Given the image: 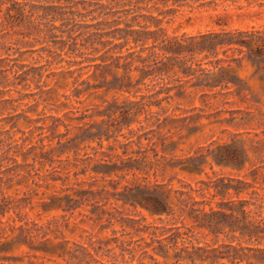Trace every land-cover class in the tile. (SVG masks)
Returning <instances> with one entry per match:
<instances>
[{
    "label": "rangeland",
    "instance_id": "rangeland-1",
    "mask_svg": "<svg viewBox=\"0 0 264 264\" xmlns=\"http://www.w3.org/2000/svg\"><path fill=\"white\" fill-rule=\"evenodd\" d=\"M5 1L0 3V152L26 139V146L34 144L28 149V162L34 166L28 168L32 173L39 168L41 174L50 176L53 172L48 159L44 164L32 159V155L43 159L39 155L41 135L48 134L53 139L52 147H45L52 152L46 155L53 157L54 165L60 167L75 158L94 155L93 147L103 149L118 158L119 163L142 169L120 171L106 179L94 172L81 174L78 178L87 180L85 188L89 182L93 188L105 186L110 190L114 186L123 189L124 184L165 182L178 189L189 182L197 189V197L210 200L212 206L230 199H247L246 220L264 230V65L257 69L244 59L241 66L234 68L239 77L236 84L218 82L220 69L215 66L217 60L213 55H195L191 59L190 55L168 58L162 54L161 74H150L144 83L130 90H98L90 95L85 92L79 102L72 93L76 78L80 73L79 79L91 74L96 69L92 63L100 61L101 53L93 47L99 44L86 42L85 38L95 29H110L108 23L102 22L111 16L100 14L99 11L106 10L100 3L89 1L18 0L20 4L11 1L14 10L10 12L8 7L13 4ZM54 2L60 3L59 9L66 12L62 20H49L54 12L48 5ZM100 2L108 3L109 10H117L115 17L137 26L131 20L135 11L131 9L126 14L122 1ZM149 10L155 15L162 11V27L167 34L179 37L207 30L264 28V0L191 1L183 5L169 1ZM51 23L57 27L49 32V27L54 26ZM66 31L73 32V39L66 37ZM64 39L69 50L62 51L58 45ZM148 52L145 50L143 55ZM219 56L225 54L220 52ZM147 61L153 67L159 65L153 63L155 60ZM134 65L142 63L135 61ZM187 67L192 74L185 72ZM139 74L137 69L132 71L133 82ZM107 77L111 78V73ZM89 81L97 80L89 77ZM137 88L140 91L135 92ZM113 101L118 112L111 137L102 138V147L97 139L90 144L79 140L69 142L66 151L60 152L59 139L66 141L79 134L77 124L96 130L97 123L106 117L103 109ZM57 117L69 123V130L59 124ZM126 122L130 125L126 126ZM48 138L44 141L48 142ZM18 158L22 161V157ZM11 163L0 162V171ZM75 181L71 170L65 184L57 181L56 188L44 185L31 196L23 193L28 188L23 184L12 185L6 191L12 196V204L24 197L29 209L27 217L40 224L49 222L46 236L50 242L62 245H57L58 255L21 244L0 251V264H264V231L250 239H235L232 232L214 235L192 227L187 218L181 220L178 210L169 215H154L140 204H123L113 196L107 199L105 193L99 201L90 197L68 210L42 209L40 200L46 197L43 191L66 187ZM223 184L244 190L235 193L230 188L223 195L213 196L216 185ZM134 198L142 200L141 196ZM233 207L238 213L239 206L235 203ZM10 214L16 215L13 210L6 215ZM29 225L33 229L38 227ZM45 238L41 233L33 235L34 244ZM230 241L238 246L241 260L228 257L234 251L226 245Z\"/></svg>",
    "mask_w": 264,
    "mask_h": 264
},
{
    "label": "trees",
    "instance_id": "trees-1",
    "mask_svg": "<svg viewBox=\"0 0 264 264\" xmlns=\"http://www.w3.org/2000/svg\"><path fill=\"white\" fill-rule=\"evenodd\" d=\"M11 1L20 4L18 0H6L5 3ZM57 1L59 2L60 0ZM67 1H89L91 4L100 3V6L106 10L99 11L100 14L111 16V19L102 22L108 23L110 29H95L94 31L88 32V37H86L87 39L85 38L86 42L94 41L99 44L93 47L94 50L101 53L99 55L100 61L92 63L95 65L96 69L83 79H79L82 73L76 78L75 83H77V85L73 87L72 93L77 97V101L79 102L82 100L80 99L81 94L85 92L90 95L92 92L98 90H102V93H106L111 89H115L116 91L130 90L144 83L145 78L150 74L154 72L161 74L160 71H162V68L160 65H162V58L159 56L162 57V54L168 58L177 57L179 55H190L191 59L195 55H201L207 58L213 55L217 60L215 66H218L220 69L221 79H219L218 82H224L225 80L226 82L236 83L239 77L236 75L234 68L241 66L244 59L257 69L264 65V28L207 30L194 35L183 34V36L179 37L167 34L165 28L162 27V11H159L158 15H155L149 10L153 6L155 9H158L159 3L166 4L169 1L177 5H183L191 1L203 3L214 0H116L117 2H123L126 14L131 9L135 11L131 20L136 21L137 26L127 20L123 21V18L115 17L114 15L117 10L107 9L108 3L100 2V0ZM3 2L4 0H0V3ZM58 2L48 5V8L52 9L54 12L50 13L51 18L49 20L56 21L64 18L66 12L59 9L62 5ZM12 9L14 10V4L8 7L9 12L12 11ZM143 9L147 10V12L139 11ZM46 11L45 17L48 13ZM70 12L73 14L74 10L72 9ZM139 17H141L143 23L140 21ZM122 22H124V26L121 25ZM51 24L54 26L49 27V32L57 27L55 24ZM66 34L67 38L73 39L74 35L72 31H66ZM65 42L64 39V42L58 45L59 50H69V45H66L67 43ZM145 50L149 52L143 55ZM229 51H231L232 54L229 55ZM220 52L224 53L225 57L219 56ZM134 53L138 54L134 56ZM158 58L159 60H157ZM149 59L155 60L153 63L156 62L159 65L156 67L151 66L147 63ZM135 61L142 63V65H134ZM225 61L227 63L223 64ZM184 62L185 61L182 63L184 64ZM234 62L236 65L233 64ZM119 69L122 71L119 72ZM136 69L140 71V74L136 82H133L132 71ZM96 70H98L100 74H97ZM185 72L189 74L193 73L190 67H187ZM108 73H111V78L107 77ZM89 77H95L97 81L95 83H90ZM79 84H85V86L80 87ZM209 85L214 86L211 84ZM138 91H140V89L137 88L135 92ZM117 112V103L113 101L103 109L102 114L107 118L104 117L97 123L96 130H93L91 126L85 127L77 124L76 127H78L79 134L70 137L66 141H62L61 139L57 141L60 152L66 151L69 142L79 140L90 144L97 139L99 140L98 143L100 147H102V138L105 136V139L109 140L111 137L110 131L114 126L113 120ZM57 119L60 120L59 124H63L66 129L69 130L67 127L69 123L67 121L62 120L60 117H57ZM128 123L129 122H126V126L130 125ZM58 125L55 124L54 126ZM54 126L53 128H56ZM45 137L48 138L49 135H41V151L39 153L43 159H39L35 157V155H32V159L34 162L38 160L42 164L49 161L53 172L50 176L41 174L39 168L35 173H32L31 169L28 168L30 165L34 166L33 163L28 162V158L31 154V151L28 149L34 146V144L26 146L24 143L26 139H23L21 143H14L12 147L3 148L2 152H0V162L6 160L12 162L8 164L5 169L0 171V251L2 252L12 250L21 244H26L34 250L60 255L57 245H62V242L55 244L50 242V238L46 236L49 222L47 224H40L35 219L27 217L29 209H26L27 205L25 204L27 201H25L24 197H19V199H16L15 203L12 204V196L7 194L6 191L12 185L23 184L28 187L23 193L30 194L31 196L34 190L44 185L46 188H56L57 181H62V183L65 184L66 180L69 179L71 170H73V174L76 178L74 184L66 187L61 186L59 189H53L51 191H43V194H46V197H42L43 199L40 200V206H42L43 210H68L78 206L80 200L89 199L90 197L99 201V198L103 197L102 193H105V198L107 199L113 196L114 199L121 200L123 204H140L154 215H169L178 210V215L181 220L187 218L192 227L205 229L214 235L232 232L235 239L245 236L250 239L251 236L257 235L260 231H264L260 229L259 225L250 224L249 221L246 220L244 206L248 203L247 199H230L228 201L218 202L216 206H212L210 200L205 201V199L197 197V189L189 182H185V184L178 189H172V187H169L165 182L154 183L153 185L139 182L133 186L124 184L123 189H116L114 186L113 190L105 186L93 188L92 183L89 182L88 188H85L84 184L87 180L79 179L78 177L81 174L87 175L88 173L94 172L96 174H101V177L106 179V176L117 174L120 171L130 169L141 170L142 168L138 165H131V163L121 164L118 162V158H114L111 153H107L106 150L97 149L95 147H93L94 155L89 154L86 158H75V161H69L60 167L59 165H54L53 162L55 159H53V157L46 155L52 152L51 149L48 150V148L45 147L46 145L52 147L51 140L53 139L48 138L49 141L45 142ZM107 154L109 157H106L108 156ZM19 156L22 157V161H19ZM45 159L48 160L46 161ZM136 173L137 172L134 174ZM34 174H37V177H34ZM14 179H17L15 183L12 182ZM94 179H97V177L93 178V180ZM239 182L248 184V181L244 180H239ZM236 186L237 185L230 184L216 185V192L212 195H223L230 188H232L235 193H240L244 190L243 187ZM171 190L175 192L173 195L170 192ZM15 192L20 194L19 189H16ZM136 196H141L142 200L139 201L135 199L134 197ZM22 202H24V205H22ZM235 203L239 206L238 213L235 212L233 207ZM206 205H209V208H206ZM12 210L16 215H6ZM30 223L38 227L33 229L30 227ZM40 233L46 238L34 244L33 235L38 236ZM235 233H239V236L235 235ZM237 243L239 245L240 241H237ZM226 245L234 250L232 253L228 254V257L240 260L243 258L242 255H238V246H236L233 241L226 243ZM258 249L262 250L261 247H258Z\"/></svg>",
    "mask_w": 264,
    "mask_h": 264
}]
</instances>
